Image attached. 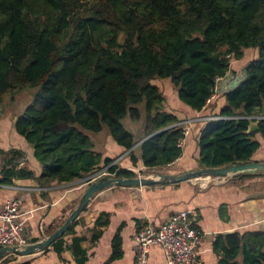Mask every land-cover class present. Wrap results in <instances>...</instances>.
Wrapping results in <instances>:
<instances>
[{
    "label": "trees",
    "instance_id": "16d2710c",
    "mask_svg": "<svg viewBox=\"0 0 264 264\" xmlns=\"http://www.w3.org/2000/svg\"><path fill=\"white\" fill-rule=\"evenodd\" d=\"M249 48L258 50L257 58L236 63ZM242 68L236 86L207 103L217 79ZM24 88L37 90L14 129L32 147L41 173L34 175L19 148L1 149L0 183H69L103 168L108 176L135 177L114 158L96 154L85 133L106 127L117 145L131 149L134 164L126 116L142 122L141 164L166 168L182 155L179 122L196 117L182 113L179 119L176 99L186 113L211 107L221 117L190 125L188 134L202 124L197 165L260 162L254 156L264 143V117L255 131L247 129L264 105V0H0V108ZM167 89L174 94L170 102ZM102 216L96 224L105 222ZM77 223L51 247L68 248L81 263L85 249ZM112 248V257L119 256L117 237ZM213 249L218 264H264V231L218 234Z\"/></svg>",
    "mask_w": 264,
    "mask_h": 264
},
{
    "label": "crops",
    "instance_id": "0c3cea01",
    "mask_svg": "<svg viewBox=\"0 0 264 264\" xmlns=\"http://www.w3.org/2000/svg\"><path fill=\"white\" fill-rule=\"evenodd\" d=\"M233 66V69L238 67ZM233 77L234 74L229 72L218 81V89L223 91H220L217 97L225 91V83L228 87L234 86ZM231 88L233 87L228 89ZM172 99L174 97L170 98V101ZM218 101L220 105L223 104L222 98ZM28 104L18 106V103H10L6 110H3L6 105L0 108V150H22L25 154L23 160L37 177L41 173V166L33 157L32 147L14 129L16 117L23 113ZM172 106L178 111L175 114L179 119H183L185 114L190 117L207 114L210 116L217 112V108L206 107L198 112L186 113L185 107L180 103L176 102ZM140 122L141 120H130L127 121L129 129L125 127L135 139L132 150L137 161L134 164L129 157L131 149L124 150L109 134L101 135L103 130L91 136L95 153L100 154L102 159L114 158L113 163H118L136 174L143 170L145 167L141 164L138 147L144 140ZM201 125L199 122L194 124L193 129L185 136L182 155L171 164L175 167L159 169L162 173L178 175L199 166L196 159ZM254 158L264 162V143ZM197 179L135 187L113 186L96 192L74 219H78L74 230L77 236L83 237L81 246L85 249L84 261L81 263L77 262L64 246L59 247L61 252L59 249L54 250L51 246L56 239L45 250L30 255L6 253L0 259V264H18L26 261L29 264H134L135 232L145 225L158 227L182 210L190 212L194 227L201 236L196 264H218L219 257L213 249V242L218 234L246 230L264 231V176L241 180L227 175L218 182L205 186H201ZM86 180L87 177L69 183L52 182L49 185H41L37 178H21L6 184L0 183V211L6 199H15L19 205L18 219L23 223L27 243L42 241L58 229L77 206L89 185ZM100 215H103L101 221L105 222L96 224ZM116 237L119 239L120 255L112 257V244ZM147 264H166L165 254L159 245L150 247Z\"/></svg>",
    "mask_w": 264,
    "mask_h": 264
},
{
    "label": "built area",
    "instance_id": "2783aa9c",
    "mask_svg": "<svg viewBox=\"0 0 264 264\" xmlns=\"http://www.w3.org/2000/svg\"><path fill=\"white\" fill-rule=\"evenodd\" d=\"M220 79H217L214 93L207 100V103L220 94L217 88ZM252 117L259 119L264 116L254 115ZM215 118L221 117H195L180 122L183 136L187 135L189 127L194 121ZM183 139L178 143L180 147H182ZM222 177L220 175H203L200 178L197 177V180L201 186H205L209 183L218 182ZM18 206V202L15 199L9 198L6 199L3 209L0 211V246H17L22 248L27 244L23 232V223L18 219ZM200 237L199 231L194 227V219L187 210L173 214L169 220L158 227L150 225L142 226L135 232L133 237L134 264H147L148 254L152 245H159L161 247L166 257V264H196L197 247Z\"/></svg>",
    "mask_w": 264,
    "mask_h": 264
},
{
    "label": "water",
    "instance_id": "95a60500",
    "mask_svg": "<svg viewBox=\"0 0 264 264\" xmlns=\"http://www.w3.org/2000/svg\"><path fill=\"white\" fill-rule=\"evenodd\" d=\"M261 116H264V105L261 108ZM252 120L248 125L247 132H252L257 129L258 119L250 117ZM235 173H263L264 162H244L227 164L218 167H195L191 170L185 171L178 175L169 174H156L154 176H135V177H113L102 175L89 183L87 189L81 195L77 206L73 209L64 223L52 232L49 236L45 237L42 241L36 243H27L22 248L17 246H0V259L6 254L11 253L20 256H26L39 251L45 250L51 243L58 239L66 230L71 226L74 219L86 207L89 199L98 191L106 187L124 186L135 187L152 184L163 183H177L197 178L203 175H220L227 176Z\"/></svg>",
    "mask_w": 264,
    "mask_h": 264
},
{
    "label": "rangeland",
    "instance_id": "374dc122",
    "mask_svg": "<svg viewBox=\"0 0 264 264\" xmlns=\"http://www.w3.org/2000/svg\"><path fill=\"white\" fill-rule=\"evenodd\" d=\"M257 56H258V50L256 48H253V49L249 48V49H247V50L244 51L243 58L241 60H238V61H235V62L236 63H243L244 62V66H245L247 63L250 62V60H253V59L257 58ZM233 65H234V63L232 64V66ZM243 68L238 70L239 75H234V77H233V83L234 84L233 85H236L244 77ZM238 73H236V74H238ZM157 81L159 82V80H157ZM161 81H164V80H161ZM218 87H220L219 84L217 85V88ZM227 87H228V85H227V83H225V89H228ZM36 90H37L36 88H24V89L20 90L19 92H17L14 95L13 100L10 99V97H6V99L4 101V104H3V106L4 105H6V106H5V108L3 110H6L9 107L10 103H18V106H20L22 104H28L32 100V97L35 94ZM167 90H168V93L170 94V97L167 98V100H168V102H170V98H173L174 97V94H173V91H171L170 89H167ZM220 91H223V90H220ZM176 101L178 103L182 104L178 99H176ZM210 116H213V115H210ZM197 117H200L201 118V117H206V116H196V118ZM191 118H195V117H191ZM129 119H130V117L129 116H126V118L124 120H122L123 125L127 129H129L127 127L128 126L127 121H130L131 120V119L130 120ZM188 119H190V118H188ZM185 120H187V119H185ZM85 133L90 137V139H91V136L95 135V133L88 132V131H85ZM106 134H108V130L105 127L103 129L101 135H106ZM184 139H183L182 148H183V145H184ZM169 166L166 167V168H171L173 165H169ZM173 167H175V166H173ZM166 168H163V169L166 170ZM149 169H151V170H149ZM149 169L144 168L143 170L138 171L136 176H154L156 174H165V173H162L159 169H156L157 171H155V169H153V168H149ZM106 174H107L106 173V168H103V169H100V170H96L91 175L87 176V179H91V180L94 179L95 180L96 178H98V177H100L102 175H106Z\"/></svg>",
    "mask_w": 264,
    "mask_h": 264
}]
</instances>
